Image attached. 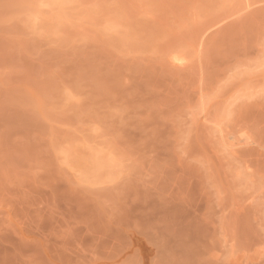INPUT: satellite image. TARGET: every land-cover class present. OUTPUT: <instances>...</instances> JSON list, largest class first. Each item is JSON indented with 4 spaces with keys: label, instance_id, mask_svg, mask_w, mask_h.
<instances>
[{
    "label": "rangeland",
    "instance_id": "rangeland-1",
    "mask_svg": "<svg viewBox=\"0 0 264 264\" xmlns=\"http://www.w3.org/2000/svg\"><path fill=\"white\" fill-rule=\"evenodd\" d=\"M0 264H264V0H0Z\"/></svg>",
    "mask_w": 264,
    "mask_h": 264
},
{
    "label": "bare ground",
    "instance_id": "bare-ground-1",
    "mask_svg": "<svg viewBox=\"0 0 264 264\" xmlns=\"http://www.w3.org/2000/svg\"><path fill=\"white\" fill-rule=\"evenodd\" d=\"M227 136H228V135H227ZM229 136H230V135H229ZM232 136H233V135H232ZM233 137H235V136H233ZM224 139H225L226 142H229V141L231 140V137H225ZM236 139H237L236 137H235V138H232V141L229 142V143H231L230 146L237 147V146H236L237 144H241V143L239 142V140H236ZM238 139H239V138H238ZM242 140H243V139H242ZM247 140H248V139H247ZM240 141H241V140H240ZM242 143H243V142H242ZM244 143H246V141H244ZM244 143H243V144H244ZM241 145H242V144H241ZM230 146H229V147H230ZM239 146H240V145H239ZM233 147H232V148H233Z\"/></svg>",
    "mask_w": 264,
    "mask_h": 264
}]
</instances>
